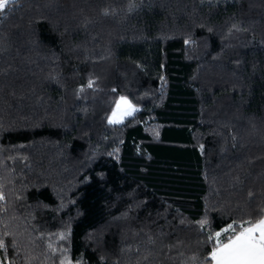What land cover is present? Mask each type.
Wrapping results in <instances>:
<instances>
[{"label": "trees", "instance_id": "1", "mask_svg": "<svg viewBox=\"0 0 264 264\" xmlns=\"http://www.w3.org/2000/svg\"><path fill=\"white\" fill-rule=\"evenodd\" d=\"M0 195L3 264H210L264 209V0H16Z\"/></svg>", "mask_w": 264, "mask_h": 264}, {"label": "snow or ice", "instance_id": "2", "mask_svg": "<svg viewBox=\"0 0 264 264\" xmlns=\"http://www.w3.org/2000/svg\"><path fill=\"white\" fill-rule=\"evenodd\" d=\"M16 0H0V16H3L6 9L15 4ZM107 14V12H105ZM187 42V41H186ZM94 81L89 80L88 87L93 86ZM138 111L126 97L121 96L115 101V107L107 117L109 124H121L126 117L132 116ZM252 194L249 193V196ZM3 196L0 195V200ZM206 221H201L203 229ZM233 224H229L224 231L231 230L226 239H221V232L209 234V242L215 241L209 253L212 264H264V209H261L259 218L243 220L239 223L238 230ZM64 234H59V239H64ZM51 247V244L49 245ZM6 245L0 238V249H5ZM195 259V258H193ZM3 264V261H0ZM64 264V262H62ZM71 264V261H68Z\"/></svg>", "mask_w": 264, "mask_h": 264}, {"label": "rangeland", "instance_id": "3", "mask_svg": "<svg viewBox=\"0 0 264 264\" xmlns=\"http://www.w3.org/2000/svg\"><path fill=\"white\" fill-rule=\"evenodd\" d=\"M120 97H121V96H119L118 99H119ZM124 97H126V96H124ZM126 98H127V97H126ZM127 99H128V98H127ZM128 100H129V99H128ZM136 108H137V107H136Z\"/></svg>", "mask_w": 264, "mask_h": 264}, {"label": "crops", "instance_id": "4", "mask_svg": "<svg viewBox=\"0 0 264 264\" xmlns=\"http://www.w3.org/2000/svg\"><path fill=\"white\" fill-rule=\"evenodd\" d=\"M210 264H212V262Z\"/></svg>", "mask_w": 264, "mask_h": 264}]
</instances>
